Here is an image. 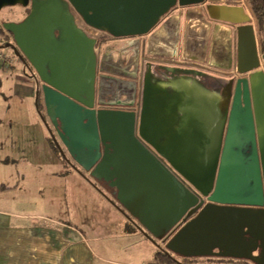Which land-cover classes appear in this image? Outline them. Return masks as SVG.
<instances>
[{"label":"water","instance_id":"95a60500","mask_svg":"<svg viewBox=\"0 0 264 264\" xmlns=\"http://www.w3.org/2000/svg\"><path fill=\"white\" fill-rule=\"evenodd\" d=\"M17 5L29 12L20 21L2 22L12 41L0 47L12 48L40 81L49 121L40 114L63 158L110 184L101 169L118 137L124 138L178 195L179 208L164 225H149L137 207L119 198L173 259L216 256L264 264V69L258 68L245 7L224 0H0V11ZM194 5L203 6L199 50L207 69L164 62L188 59L187 23L194 11L183 8ZM74 11L90 27L129 37L120 42L117 59L106 52L98 58V39L77 23ZM151 56L155 61L147 60ZM103 77L105 95L119 101L101 99ZM167 88L206 92L201 99L212 114L201 138L200 171L181 164L177 146L160 142L164 131L156 130L152 108L157 92Z\"/></svg>","mask_w":264,"mask_h":264},{"label":"crops","instance_id":"0c3cea01","mask_svg":"<svg viewBox=\"0 0 264 264\" xmlns=\"http://www.w3.org/2000/svg\"><path fill=\"white\" fill-rule=\"evenodd\" d=\"M224 1L243 5L252 17L248 24L253 25L260 63L258 68L264 69V51L261 52L264 27L259 29L249 0ZM202 7L194 5L183 8L184 12L188 8L194 11V16L189 17L187 23L188 59L183 60L179 55L171 59L174 63L201 67L204 57L199 50V39L201 26L204 27L205 23L198 13H202ZM11 9L20 15L9 14L7 21H20L21 15L28 11L19 5ZM7 11V8H3L0 14L7 15ZM89 31L94 36L106 33L92 28ZM120 42H111L108 46L113 45V52H117ZM8 49L12 53L0 47V70L3 71L0 83L6 84V97L22 96V100L35 98L37 104L39 96L43 98L40 87L32 81L34 77L31 74L24 68L22 71L23 64L15 51L10 47ZM3 54L6 59H3ZM107 83L103 77L104 89ZM204 93L197 88L160 90L152 108L156 130L164 131L159 134L160 142L177 146L175 149L181 154V164L191 163V168L198 167L199 171L201 138L205 135L204 129L209 126L207 119L212 114V108L204 105L207 101L201 99L206 97ZM208 95L212 97V93ZM101 96L102 100L108 99L104 93ZM20 108L23 107H19V111L24 112ZM135 109L137 112L141 109V98L137 100ZM30 111H33L32 107ZM33 117V122L25 123L21 130L9 119L11 136L5 130L6 137L1 138L4 142L0 140V264H160L150 260L155 257L156 251H152L149 241L156 238L120 199L133 209L137 207L138 213L149 225L170 223L179 208L178 195L170 179L122 137H118L116 151L107 159L100 173V176L111 178L112 183L103 178L94 179L89 172L78 165L79 169L74 168L63 158L60 150L46 137V123L38 120L35 113ZM26 130V136L20 142V132ZM15 131L17 137L11 143L9 139L14 137ZM48 131L50 133L49 128ZM190 146L197 147L190 149ZM68 158L75 164L69 155ZM67 195L71 197L73 205L67 203ZM71 211L74 217L70 216ZM101 219L113 220L114 226L101 229ZM136 239L139 243L145 241V245H134ZM227 261L252 264L233 258Z\"/></svg>","mask_w":264,"mask_h":264},{"label":"rangeland","instance_id":"374dc122","mask_svg":"<svg viewBox=\"0 0 264 264\" xmlns=\"http://www.w3.org/2000/svg\"><path fill=\"white\" fill-rule=\"evenodd\" d=\"M6 8L9 11V13H7V15L0 14V42L1 43H7V42H10L12 40L11 34H9L3 28L2 22L7 21L8 17H9V14H11L12 16L20 15L18 13H15V11H13V9H11L12 7H6ZM176 10H178V9L175 8L174 11H176ZM27 12L26 13L24 12V14L21 15V18H19V19L22 20L23 16H26ZM77 21L79 22V25L82 28H84L89 35L95 37L89 31L90 27L85 26L80 18L77 17ZM3 48L5 50H7L8 52L12 53L11 51H9L11 49H8V47H3ZM2 56H3V59L7 58L5 54H3ZM141 56L142 57H146L147 56V54H145L144 48H143V50L141 52ZM20 60H21V58H20ZM21 64H23L22 60H21ZM23 67L24 66H22V71H23ZM205 67H207V66H205ZM25 71H27V73H29L28 70H25ZM2 72L3 71L0 70V80H3L2 75H1ZM32 81H34L35 84H37L38 88L40 87V85H41L40 81H37L36 78H34V80H32ZM5 88H6L5 82L4 83H0V140H1L2 137H6V135H4L6 133L5 130L11 136V131H10L11 122H10L9 119L13 120L14 124L16 125V127L19 130H21V126H24L25 123H28L29 121L33 122L34 113L37 116L38 120L43 122V124H44V120L42 119L41 114L44 116V118L47 121H49V119H48V117L46 115L45 106H44V103H43L42 96H39V104L38 103L36 104L35 98H33L32 100L29 99V98H27V99L25 98L24 100H22V96H19V97H16V96L6 97V95L8 93V89H7V91H5L4 90ZM40 92H41V90H40ZM19 107H23V108H20V109H23L24 112H20L19 111ZM30 107L33 108L32 112L30 111ZM37 107H38V109H37ZM16 108H18V109H16ZM26 132H27V130L24 131V132H22V131L20 132V135L18 137L20 142L23 141L24 137L26 136ZM45 134H46V137L48 138V141H50V142L52 141L55 144L53 138L51 137V134L48 131V128H46V133ZM16 137H17V133L15 131L14 137L13 138L10 137V139H9V140H11L10 142L12 143V140H16ZM1 142H4V140L2 139ZM55 147H57L56 144H55ZM70 199H71V197L70 196L68 197V195H67L66 196V201L69 204V206H70V203H71ZM70 216L74 217L73 211H71ZM101 223L102 224H101L100 228L103 229V230H104V228L108 229V227H113L114 226V221L113 220L101 219ZM136 238H138V237H136ZM157 241H158L157 239L156 240H151V242L149 241L150 246H152V251H156V254H157L158 251H160L162 249L160 244ZM144 242L142 241V243H139V240L136 239V240H134L133 244L137 245L138 247H141V246L143 247L145 245ZM174 256H176V255H174ZM153 257H154V255H153ZM152 259L154 260L155 258H151L150 260H152ZM174 260H175L174 262L164 263V264H179V263H181V264H235V263L228 262L227 261L228 258H222V257H216V256H197V257H191L189 259L176 257V259H174ZM248 262H251V261H248Z\"/></svg>","mask_w":264,"mask_h":264},{"label":"flooded vegetation","instance_id":"af4514ba","mask_svg":"<svg viewBox=\"0 0 264 264\" xmlns=\"http://www.w3.org/2000/svg\"><path fill=\"white\" fill-rule=\"evenodd\" d=\"M27 10L29 9V8H26ZM74 14L78 17V18H80L81 19V21L84 23V25L85 26H87V27H90L89 25H87V24H85V22L82 20V18L77 14V12H75L74 11ZM77 17H76V19H77ZM77 23L79 24V22L77 21ZM90 28H92V29H95V28H93V27H90ZM84 29V28H83ZM95 30H97V29H95ZM97 39H98V42H97V46H96V48H97V55H98V58H100L101 57V55L103 54V53H108V54H110L109 52H111V54L114 56L113 58L114 59H117L118 58V53L117 52H113V50L115 49V47L113 46V45H110V46H108V44H110L111 42H117V41H122V40H125V39H127V38H129V37H119V38H116V37H113L112 35H110L108 32H106L105 34H99L98 36H95ZM99 46H100V48H99ZM153 51H154V49H152ZM101 52V53H100ZM113 52V53H112ZM157 52H160L159 50L157 51ZM161 52H163V50L161 51ZM124 56V55H123ZM148 59H150V60H152V61H155V59H154V57H148L147 58V60ZM144 62H146V59L144 60ZM164 62H166V63H168V64H176V63H174V61H171V59L170 60H164ZM180 64V63H179ZM180 65H184V66H190V67H199L198 65H188V64H186V63H181ZM109 69H113V70H117V71H121V72H124V70L123 69H119L118 68V65H117V67H114L113 65H111V64H108V66H107ZM201 69H207V67H205L204 65H202L201 64ZM212 72L215 74V75H217V76H223V77H226V78H231V77H233V76H235V73L233 72V73H227V72H221V71H218V70H212ZM236 76H238V75H236ZM140 88V87H139ZM139 93H138V97H137V100L138 99H140L141 98V90L139 89V91H138ZM101 93H102V95H103V93L105 94V89L103 88V87H101ZM107 97V96H106ZM101 98H102V96H101ZM106 101L108 100V101H119V99L117 98V97H110V98H108V99H105ZM175 257H178L179 258V256H175ZM180 258H184V259H189V258H186V257H180Z\"/></svg>","mask_w":264,"mask_h":264},{"label":"trees","instance_id":"16d2710c","mask_svg":"<svg viewBox=\"0 0 264 264\" xmlns=\"http://www.w3.org/2000/svg\"><path fill=\"white\" fill-rule=\"evenodd\" d=\"M249 4L251 6V10L253 12L254 17L256 18L257 25L259 26V29L262 30L264 27V0H249ZM261 51L262 52L264 51V41L261 45ZM55 148L59 150L58 147H55ZM154 258H155L154 260L156 263L164 264V263H171L175 261L164 249H161L160 251H158Z\"/></svg>","mask_w":264,"mask_h":264}]
</instances>
